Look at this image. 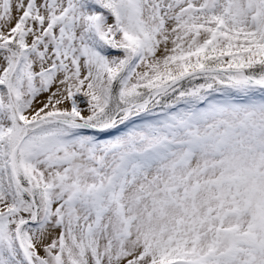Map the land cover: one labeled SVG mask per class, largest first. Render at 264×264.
<instances>
[{"label":"snow or ice","instance_id":"1","mask_svg":"<svg viewBox=\"0 0 264 264\" xmlns=\"http://www.w3.org/2000/svg\"><path fill=\"white\" fill-rule=\"evenodd\" d=\"M0 264H264V0H0Z\"/></svg>","mask_w":264,"mask_h":264}]
</instances>
